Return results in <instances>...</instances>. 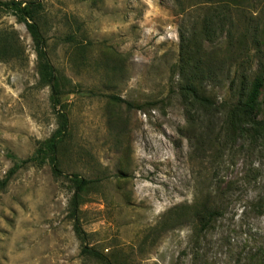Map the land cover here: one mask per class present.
<instances>
[{
  "label": "rangeland",
  "instance_id": "374dc122",
  "mask_svg": "<svg viewBox=\"0 0 264 264\" xmlns=\"http://www.w3.org/2000/svg\"><path fill=\"white\" fill-rule=\"evenodd\" d=\"M40 1L46 53L65 93L54 110L25 25L0 12L13 52L0 60V180L51 137L58 111L68 133L59 176L48 161L29 163L0 193V264H264V139L244 124L234 133L201 117L189 126L194 112L175 73L180 46L182 56L202 34L222 68L207 91L231 102L233 56L249 75L263 60L264 0L218 13L212 0ZM263 99L264 91L262 121ZM72 175L91 181L76 213L82 238ZM193 206L218 214L200 230L183 219Z\"/></svg>",
  "mask_w": 264,
  "mask_h": 264
},
{
  "label": "trees",
  "instance_id": "16d2710c",
  "mask_svg": "<svg viewBox=\"0 0 264 264\" xmlns=\"http://www.w3.org/2000/svg\"><path fill=\"white\" fill-rule=\"evenodd\" d=\"M247 0H212L216 13L219 9H225L229 12L232 8L239 10L243 9ZM0 12L11 13L19 23H23L27 33L31 37L35 56H36V71L39 78V83L48 87L51 92L50 101L52 108L55 110L60 106L61 96L65 93V85L62 79L56 75L55 70L50 63L46 53L45 39L39 27V21L43 12V6L40 0H9L0 1ZM228 19H231L227 17ZM209 19V18H208ZM206 18L203 20L205 34L207 25ZM218 22H221L220 20ZM201 36V40H200ZM8 33L6 31L0 33V60L10 58L13 52L10 50L7 42ZM256 40V39H255ZM244 40L240 39L239 44H243ZM257 41V40H256ZM254 41V44L260 45ZM186 48L180 55L175 70L179 80H183V85L180 86V94L187 102L191 111H187V123L194 127L195 123L200 119H208L210 121L220 120L229 127L232 133L239 130L242 125H248L252 131L260 135L264 139V121L257 119L256 108L258 99L264 91V56L263 60L259 61L256 71L249 75L247 69L243 66V62L239 59L241 56H233V64H235L234 77L230 81V89L233 92L231 102L218 103L216 99L207 91V80L214 79L219 74L222 68L221 63L217 60L215 54L207 55L202 41V34L192 35L187 40ZM215 56V57H214ZM183 76V77H182ZM111 101L125 104L129 109L138 107L137 105L122 100L119 97L109 96ZM264 102V99H263ZM197 112V114H195ZM58 127L49 139L41 144L35 151L31 159L14 163L9 169L4 179L0 180V193L6 188L11 177L25 165L31 163L35 166H42L46 161L49 162L52 173L55 176L61 174L58 168V148L63 142L68 133V119L64 112H59ZM212 123V122H211ZM73 184V195L70 201L71 217L74 220L73 229L75 234L82 238V231L77 223L76 213L78 211L79 200L82 192L91 184V181L80 178L77 175L71 176ZM203 206V205H202ZM189 213H184L185 221L192 222L194 225H200V230L205 229L213 216L218 214L217 210L204 209L199 210L198 206H193L187 209ZM187 218H189L187 220ZM82 254L94 258H98L97 254L87 247H84Z\"/></svg>",
  "mask_w": 264,
  "mask_h": 264
}]
</instances>
